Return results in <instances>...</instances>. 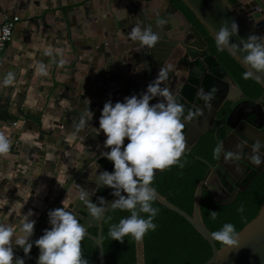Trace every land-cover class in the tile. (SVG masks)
<instances>
[{
    "label": "crops",
    "instance_id": "obj_1",
    "mask_svg": "<svg viewBox=\"0 0 264 264\" xmlns=\"http://www.w3.org/2000/svg\"><path fill=\"white\" fill-rule=\"evenodd\" d=\"M163 2L145 0L141 4L147 9V3L158 6ZM108 4L109 0H17L2 7V12L7 8V14L0 12V21L4 15L20 18L0 57V132L11 142L7 157H0V223L13 229L14 221L34 220L37 224L31 241L38 239L37 232L51 227L48 213L61 200L46 193L42 187L45 181L52 183L51 190L57 188L58 177L71 168L70 160H78L90 149L93 154L95 146L104 145L106 136L99 130L103 108L92 103L104 101V106L111 100L114 105L128 96L139 97L143 93L139 88L146 84L145 76L137 77L136 83L109 81V90L104 94L102 87L98 89L96 83L86 79L88 67L93 73L104 64L105 57L101 54L127 44L120 37L122 28L129 30L131 24L124 17L125 7L121 11L111 10ZM119 21L124 24L117 25ZM135 42L131 40V44ZM202 62V57L180 58L176 63L166 60L162 69H168L167 79L161 87L179 96L190 71L202 68ZM41 66L46 74L39 71ZM8 73H12V82L3 85ZM155 78L152 75V81ZM199 97L196 91L191 100L184 102H201ZM162 99L153 100L155 103ZM87 108L93 115L81 127V118H90ZM35 181L41 186L39 190L31 185ZM33 189L35 194L31 193ZM97 230L90 226L87 231L95 237ZM12 246L14 261L21 257L37 264L36 258L31 260L15 244V238Z\"/></svg>",
    "mask_w": 264,
    "mask_h": 264
},
{
    "label": "water",
    "instance_id": "obj_2",
    "mask_svg": "<svg viewBox=\"0 0 264 264\" xmlns=\"http://www.w3.org/2000/svg\"><path fill=\"white\" fill-rule=\"evenodd\" d=\"M16 1H0V12H2V7H8L9 4ZM142 1L145 0H109L108 7L111 10L116 8L121 11L124 5L126 13L124 17L129 18L131 24H128L129 30L123 27L120 33V37H124L127 44L113 49L109 53L101 54L105 57L104 64L93 73L90 72L93 69L88 67V72L85 73L87 81L96 83L98 89L102 87L101 90L104 94L108 92L110 82L118 80L123 83H136L137 77L140 76L146 78L145 87L139 88L144 93L147 90V85L152 82V75L156 77L166 60L176 63L180 58L190 57L191 60H195L197 57L209 54V46L205 36L188 20L183 10L173 0H164L158 6L147 3V9L143 8ZM180 1L195 15L213 39H215V34L224 19L235 20L238 23L239 34L231 37V41L234 43L239 44L241 38L246 39L250 34L264 38V20L262 18V16L264 17V0H235L234 2L229 0ZM156 11H158V14H155ZM2 13L7 14V8ZM137 23L142 28L150 29L158 35L159 39L154 47H141L138 41L131 44L129 33ZM118 24L123 25L124 23L119 21ZM261 42H264V39ZM224 50L246 71H253L254 75L252 77L260 84L263 91L256 99L245 96L235 78L215 56L210 55L224 72V75L223 77L214 78V91L210 100L196 101L195 104L186 101L189 109L183 113L181 120L185 126L183 133L186 149L184 153L190 152L192 147L209 131L213 132V137L217 134L224 135L217 142V146L220 148L217 161L212 169L211 165L207 163L209 170H211L196 187L192 215H188L158 194L156 199L167 208L185 217L208 241L212 254L203 264H264V201L257 215L237 232L238 242L234 246L223 245L217 248L213 235L204 224L200 213V198L203 188L210 192L216 202L226 203L234 197L237 188L242 187L241 185H235L231 192L226 191L220 178L225 177L233 183L243 173L239 168V165L244 163L243 153L247 151L246 154H248L249 149L253 148L247 143L245 146L243 139L252 142L256 147L259 145L257 149L253 148V156H259L264 161V109L262 106V102H264V72H256L243 63V57L247 55V52L229 48H224ZM191 52H196L197 55H191ZM122 69H126V72H123ZM203 71H206V68H203ZM201 91V88L198 87L197 92L200 94ZM100 96L105 99L104 95L100 94ZM155 103L153 99L150 100V104ZM102 104L92 103L93 106L101 109L103 108ZM189 114L193 116L192 121L186 119ZM231 120L234 123H230ZM215 125L217 126L215 127ZM243 145L245 146L244 149L241 148ZM95 148L96 152L93 154H91L92 150L90 149L85 151L78 160H70L71 168L66 171L64 176L58 177L60 184L57 188L51 190L52 183L50 181H45L42 187L46 189V193H52L56 198L60 197L61 200L57 204V208L64 207L77 217L85 227L86 235L90 236L97 246L98 263L105 264L101 242L102 221L111 209V202L118 197L112 195V188L100 186L96 180V176L100 172L105 170L112 172L114 168L112 161L101 154V150L105 149V146H95ZM102 158L107 159L109 162V169H105L101 164L100 160ZM248 164L256 169L255 174L260 171L263 165V163L259 166ZM160 172L156 170V174ZM31 185L33 188L36 187V190L41 187L37 185V181ZM98 188L106 190L104 199L107 201V204L102 205L105 207V213L100 221L92 219L86 203L80 199L81 192L86 190L89 193L90 202L98 205L99 197L95 194ZM36 190L33 189L31 193L35 194ZM122 194L126 195V193ZM42 199L46 201V198ZM14 224L16 225L13 227L15 230L24 223L14 221ZM36 224L34 225V233ZM90 226L98 228L95 237L89 235L87 231ZM43 234L44 232H37L36 236L39 238ZM24 261L26 264H35L27 260ZM135 264H144L143 239L139 242L135 241Z\"/></svg>",
    "mask_w": 264,
    "mask_h": 264
},
{
    "label": "clouds",
    "instance_id": "obj_3",
    "mask_svg": "<svg viewBox=\"0 0 264 264\" xmlns=\"http://www.w3.org/2000/svg\"><path fill=\"white\" fill-rule=\"evenodd\" d=\"M238 34V23L224 19L215 34L217 49L247 52L243 63L256 72H264V42H261L264 38L250 34L246 39L241 38L237 44L231 41V37ZM129 38L138 41L141 47H154L159 39L156 33L142 28L139 23L133 27ZM39 71L45 73L44 67L41 66ZM167 72L168 69L160 70L139 97L128 96L124 98V102L117 101L114 105L111 100L107 101L99 118V130L106 136L104 146L110 149L103 156L112 161L114 171H102L96 176V180L100 186L112 188V195L118 197L111 202L112 209L130 212V216L121 219L118 225L109 227V237L121 243L126 236L139 242L149 230L156 228L153 219L158 209L152 204L157 198V192L151 187L156 170L163 171L174 165L184 166L180 160L186 149L184 123L181 120L184 107L167 88L161 87V83L167 79ZM253 75V71L249 70L243 73V78L249 79ZM12 79V73H8L3 85L10 84ZM200 96L205 100L212 98L210 93L204 94L202 91ZM156 97L163 99L150 104V100ZM86 112L90 114V118L86 120L82 117L81 127L92 118L93 113L88 108ZM125 138L129 141L126 145ZM10 143L5 134L0 132V157H7ZM219 152L218 147L215 153ZM252 162L257 166L264 163L259 156H253ZM80 199L86 203L92 219L100 221L105 213V207L101 205L107 204L104 197L98 198L100 205L93 204L85 190L81 192ZM238 211L244 212L243 205ZM142 213L147 214V218ZM32 214L30 211L28 215ZM210 215L213 220L217 217L214 210ZM48 216L51 228L45 229L44 234L34 241L39 248L37 264H89L83 258L81 246L86 230L77 217L64 207L50 210ZM34 225L35 221L29 219L14 230L5 223H0V264H25L21 257H16L14 261L13 238L27 256L33 247L31 237ZM212 235L224 245L234 246L238 242L234 225L230 223Z\"/></svg>",
    "mask_w": 264,
    "mask_h": 264
},
{
    "label": "trees",
    "instance_id": "obj_4",
    "mask_svg": "<svg viewBox=\"0 0 264 264\" xmlns=\"http://www.w3.org/2000/svg\"><path fill=\"white\" fill-rule=\"evenodd\" d=\"M173 1L183 10L188 20L205 36L209 53L215 56L235 78L245 95L251 98L258 97L263 91L260 84L253 77L244 79L243 73L246 70L224 49L222 51L217 49L215 39L208 34L195 15L180 0ZM229 1L234 2V0ZM202 63L204 64L202 68H193L190 71L188 80L182 87L180 95L176 97L177 102L183 105L184 113L189 109L184 100H191L198 87L205 93H212L214 91V78L223 77L224 75L212 56L203 57ZM203 68H206V71H203ZM199 99H201V102L205 100L201 96ZM128 142V139L125 140V145ZM208 146L209 155H205V152L201 149H194L192 152L185 153L180 158L183 167L174 165L161 171L154 176L151 185L156 189L158 195L188 215H192L195 190L199 182L206 176L207 163H214L216 159L214 156L215 146L212 140ZM100 162L106 169L110 168L107 159L102 158ZM105 193V189L98 188L96 190L98 197H103ZM263 201L264 171L252 183L251 188L239 192L232 201L227 203L216 202L209 191L203 188L200 198V213L204 224L212 234L220 231L225 224L229 223L234 225L237 233L257 215ZM98 204L100 205V202ZM241 205L244 207L243 213L238 211ZM152 206L158 209V213L153 219L156 228L155 230H149L143 237L144 264H203L210 258L212 251L208 241L185 217L167 208L157 199ZM213 210L217 213L215 220L210 215ZM141 215L147 218V214L142 213ZM129 216L130 212L128 211L112 208L105 216L101 233L105 264H135V240L131 236H126L124 242L121 243L112 240L108 235L110 225H118L121 219ZM50 228L49 226L45 227V229ZM92 232L95 234V230H92ZM35 240H32L33 247L29 253L33 261L39 256V248L35 245ZM214 242L217 248L224 245L215 239ZM81 246L83 258L88 260L89 264H99L97 246L86 235L81 242Z\"/></svg>",
    "mask_w": 264,
    "mask_h": 264
},
{
    "label": "flooded vegetation",
    "instance_id": "obj_5",
    "mask_svg": "<svg viewBox=\"0 0 264 264\" xmlns=\"http://www.w3.org/2000/svg\"><path fill=\"white\" fill-rule=\"evenodd\" d=\"M191 55H197V53L196 52H191ZM208 55H211L210 53L208 54ZM213 56V55H212ZM203 57H205V56H202V59H203ZM243 90V89H242ZM213 93V92H212ZM212 93H210V94H212ZM243 93H244V91H243ZM245 94V93H244ZM245 96H247V95H245ZM247 97H249V96H247ZM259 97V96H258ZM249 98H251V97H249ZM257 98V97H256ZM255 98V99H256ZM263 98H264V95H263ZM251 99H254V98H251ZM262 106H263V109H264V102H262ZM189 117H192V118H189ZM187 120H189V121H192L193 120V116L191 115V114H189L188 116H187V118H186ZM230 123H234V121L233 120H231L230 121ZM217 125H215V127H216ZM184 128H185V126H184ZM230 130V129H229ZM207 135V136H206ZM206 135H204L199 141H198V143H196V145H194L193 147H192V149H191V151L190 152H192L194 149H201V151H204L205 152V155H209V146H208V144H209V142L212 140L213 141V143H214V146H215V149L216 148H218V146H217V142L219 141V140H221V138L224 136L223 134H221V135H219V134H217L216 136H214L213 137V132L212 131H209V132H207V134ZM212 139H211V138ZM240 137V136H239ZM241 138V137H240ZM242 139V138H241ZM243 141L245 142V146H246V143H247V145H251L253 148H255V149H257V147L255 146V145H253V143L252 142H247L246 140H244L243 139ZM245 146L243 145L241 148H245ZM253 148H251V149H249V151H248V154H246L247 153V151H244V153H243V156H244V159H243V162L244 163H241L240 165H239V168H240V170L243 172L240 176H239V178L237 179V181H235V182H233V183H231L229 180H227L225 177H221L220 178V180H221V183H222V185H223V187L225 188V190L226 191H229V192H231V190H232V188L235 186V185H241L242 187H238L237 188V192H236V194L234 195V197L230 200V201H232L237 195H238V193L239 192H243V191H245V190H247L248 188H251V185H252V183L256 180V178H258V176L264 171V163H263V165H262V167H261V169H260V171H258L256 174H255V171H256V169L255 168H253V167H251V166H249V164L248 163H250V164H254L253 162H252V159H250V157L251 156H253L254 155V149ZM215 149H214V156L216 157V159H215V161H214V163H209L210 165H211V169L215 166V163H216V161H217V156H218V154H216L215 153ZM186 153H188V152H186ZM185 154V153H184ZM183 154V155H184ZM210 169V170H211ZM209 170V165H208V170H207V173L210 171ZM207 173H206V175H207ZM220 177V176H219ZM248 182V184H246ZM244 185H246V186H244ZM206 189V188H205ZM210 193V192H209ZM104 197V196H103ZM229 201V202H230ZM99 203V202H98ZM227 203V202H226ZM99 205V204H98ZM107 215V214H106ZM105 218V217H104ZM104 220V219H103ZM103 222V221H102Z\"/></svg>",
    "mask_w": 264,
    "mask_h": 264
},
{
    "label": "built area",
    "instance_id": "obj_6",
    "mask_svg": "<svg viewBox=\"0 0 264 264\" xmlns=\"http://www.w3.org/2000/svg\"><path fill=\"white\" fill-rule=\"evenodd\" d=\"M19 19L20 18L17 15H4V18L0 21V57L3 54L7 44L11 41L15 24ZM107 151H110V149L105 148L101 150V154H104V152Z\"/></svg>",
    "mask_w": 264,
    "mask_h": 264
},
{
    "label": "bare ground",
    "instance_id": "obj_7",
    "mask_svg": "<svg viewBox=\"0 0 264 264\" xmlns=\"http://www.w3.org/2000/svg\"><path fill=\"white\" fill-rule=\"evenodd\" d=\"M259 10H260V8H259ZM262 18H263V20H264V17L262 16Z\"/></svg>",
    "mask_w": 264,
    "mask_h": 264
}]
</instances>
